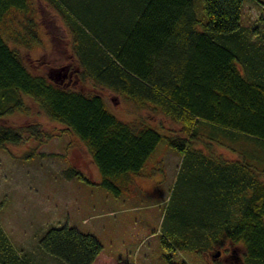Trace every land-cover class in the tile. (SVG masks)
I'll return each instance as SVG.
<instances>
[{"label": "trees", "instance_id": "obj_1", "mask_svg": "<svg viewBox=\"0 0 264 264\" xmlns=\"http://www.w3.org/2000/svg\"><path fill=\"white\" fill-rule=\"evenodd\" d=\"M48 1L69 27L82 84L90 81L139 107H153L181 128L166 134L147 118L126 121L102 93L31 69L22 48L41 40L34 0H0V147L20 142L26 131L41 140L53 135L37 123L4 122L15 112L30 113L29 98L84 144L100 173L94 180L70 166L66 176L120 195L163 137L181 153L202 156L197 143L210 148L216 141L236 157H217L199 207L176 215L162 243L202 252L227 240L244 249L235 264H264V82L255 76L258 62L237 41L246 27L244 0H202L205 20L194 0H120L121 15L109 22L97 9L87 11L93 19L83 20L69 0ZM40 245L66 264H91L103 249L95 234L71 225L49 227ZM0 264H36L1 224Z\"/></svg>", "mask_w": 264, "mask_h": 264}, {"label": "rangeland", "instance_id": "obj_2", "mask_svg": "<svg viewBox=\"0 0 264 264\" xmlns=\"http://www.w3.org/2000/svg\"><path fill=\"white\" fill-rule=\"evenodd\" d=\"M69 1L83 20L91 18L87 11L92 8L108 22L111 16L121 15L120 0ZM263 2L244 0L241 24L246 27L237 38L243 54L258 62L255 76L261 77L262 82ZM34 4L41 40L30 48H22L31 69L58 80L63 78L71 86L102 93L109 109L126 121L147 118L166 134L180 131L181 125L162 111L139 107L122 94L95 87L90 81L82 84L75 73L79 65L72 35L61 13L48 0H34ZM194 7L199 17L207 19L202 0H194ZM66 66L73 74L71 80L63 77ZM27 99L31 112H15L4 122L37 123L53 135L41 140L26 131L20 142H7L0 147V224L14 246L28 253L36 264H66L40 245L42 235L54 225L76 226L100 239L103 249L91 264H183V260L185 264H235L233 258H226L227 253L242 256L243 247L227 240L202 252L168 249L162 243L163 237L170 234L175 216L198 206L195 203L202 200L201 188L211 177L217 157H236L230 150L214 141L210 148L197 143L204 156L181 153L163 137L142 171L134 175L131 188L116 195L99 183L66 176L70 166L82 169L94 180L100 173L84 144ZM218 250L223 254L214 258Z\"/></svg>", "mask_w": 264, "mask_h": 264}, {"label": "flooded vegetation", "instance_id": "obj_3", "mask_svg": "<svg viewBox=\"0 0 264 264\" xmlns=\"http://www.w3.org/2000/svg\"><path fill=\"white\" fill-rule=\"evenodd\" d=\"M76 73V76H77V78H78V71H76L75 72ZM58 75V74H57ZM73 74H72V72L70 71V69H69V67L68 66H66L65 67V72H64V74H63V77L64 78H66L67 76L69 77V79L71 80L72 78H73V76H72ZM55 80H57V81H59V82H62V83H64V79L62 78V79H56V78H54ZM79 80V79H78ZM67 84V83H66ZM222 254H223V251H220V254L218 255V257H214V258H219V257H221L222 256ZM237 257L238 256H235L232 252L230 253V252H228L227 253V256H226V258L227 259H229V258H233L234 259V261L235 262H239L238 260H237Z\"/></svg>", "mask_w": 264, "mask_h": 264}, {"label": "water", "instance_id": "obj_4", "mask_svg": "<svg viewBox=\"0 0 264 264\" xmlns=\"http://www.w3.org/2000/svg\"><path fill=\"white\" fill-rule=\"evenodd\" d=\"M220 251H221V250H218L216 253L213 254V256H214V257H217V256L220 254ZM237 260H238V261H241L242 258H241L240 256H238V257H237Z\"/></svg>", "mask_w": 264, "mask_h": 264}]
</instances>
